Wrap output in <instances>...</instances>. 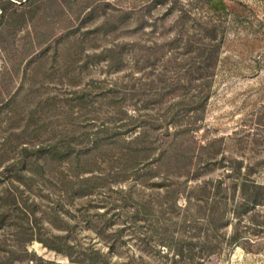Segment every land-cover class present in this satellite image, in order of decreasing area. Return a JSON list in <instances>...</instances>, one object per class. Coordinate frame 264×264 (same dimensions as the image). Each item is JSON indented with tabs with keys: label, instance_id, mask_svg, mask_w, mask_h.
Masks as SVG:
<instances>
[{
	"label": "rangeland",
	"instance_id": "rangeland-1",
	"mask_svg": "<svg viewBox=\"0 0 264 264\" xmlns=\"http://www.w3.org/2000/svg\"><path fill=\"white\" fill-rule=\"evenodd\" d=\"M190 45L205 48L201 62L207 67L200 80L186 76L195 62L194 50L185 49ZM161 77L168 85L203 89L205 109L191 139L202 156L206 150L200 147L213 144L209 148L218 151V161L203 169L197 181L221 179L228 195L233 193L232 183L242 180L264 186V0H0V150L8 153L7 164L15 152L39 141L37 123L46 116L39 106L42 98L62 95L70 83L83 86L93 81L98 92L124 84L160 86ZM12 106L20 114L9 123ZM38 106L31 126L24 130L30 111ZM48 132L49 128L46 137ZM44 186L43 194L52 188ZM134 192L156 199L165 192L163 179L149 178L144 193ZM52 193L50 198H38L39 214L52 231L43 237L60 234L59 241L73 257L86 254L90 259L100 250L111 264H198L178 256L176 244L170 248L155 243L170 236L158 226L152 229L147 218L131 228L114 221L111 227L122 230V241L110 252L76 210L78 200L70 205L58 192ZM114 198L119 203L113 192L110 199L92 205L104 211L112 208ZM176 200L185 204L184 196ZM235 200L217 230L210 232L220 247L205 264H264V206L236 207L238 193ZM201 223L198 226L205 231L207 226ZM178 227L173 225L172 233L177 235ZM145 233L151 238H144ZM233 235L238 243L230 242ZM205 239L202 249L194 246L197 254L208 253L210 243ZM12 244L8 238L4 250ZM28 249L47 261L71 263L38 240ZM22 259L7 263L1 254L0 264H27Z\"/></svg>",
	"mask_w": 264,
	"mask_h": 264
},
{
	"label": "trees",
	"instance_id": "trees-1",
	"mask_svg": "<svg viewBox=\"0 0 264 264\" xmlns=\"http://www.w3.org/2000/svg\"><path fill=\"white\" fill-rule=\"evenodd\" d=\"M185 49L194 50L195 55L186 76L200 80L207 67L201 62L205 48L190 45ZM161 79L160 86L124 84L121 88L98 92L93 90L96 87L93 81L83 86L70 83L62 95L56 93L39 101L42 113H46L37 123L39 141L34 139L30 146L15 152L9 164L6 163L8 153L0 150V256L5 262L12 258L22 262L24 258L27 264H61L29 251L28 246L38 240L65 254L69 264H111L108 254L100 250L90 259L86 254L73 257L59 241L60 234L53 233L49 239L43 237L47 230L52 231L39 214L38 198H50L52 192H58L70 205L78 200L80 206L76 210L104 240L110 252L122 241V230L111 227L114 221L120 220L124 228H131L147 218L152 229L158 226L170 236L164 241L154 240L155 243L162 242L170 248L176 244L178 256L196 259L198 264H205L206 258L220 247L212 241L211 234L235 203L237 193L240 201L236 207L264 206V186L260 184L246 180L232 183L233 193L228 195V187L221 179L197 181L203 169L218 161V151L209 148L213 144L200 147L206 150L202 156L191 139L205 109L203 89L200 85H168ZM187 94L190 96L186 100ZM136 95L143 97L141 102L133 100ZM39 106L30 111L31 121H26L24 130L31 126ZM19 114L17 107H10L8 122H13ZM155 176L163 179L165 192L156 199L146 194L136 196L134 190L144 193L148 179ZM193 180L195 183L190 184ZM46 184L52 188L43 194ZM113 192L118 193L120 201L112 199V208L101 211L99 205H92L110 199ZM178 195L184 196V205L176 200ZM198 214H202L203 221L198 220ZM150 216H154V221L149 220ZM200 223L207 226L205 231L198 226ZM176 224H179L177 235L175 231L172 233ZM108 229L112 231L109 234ZM147 234L144 238L150 239ZM8 238H12L13 244L4 250ZM202 239L210 243L207 254L194 251L197 244L202 249ZM230 239L238 243L236 235Z\"/></svg>",
	"mask_w": 264,
	"mask_h": 264
}]
</instances>
